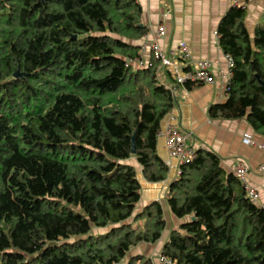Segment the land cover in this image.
Listing matches in <instances>:
<instances>
[{"label": "trees", "instance_id": "1", "mask_svg": "<svg viewBox=\"0 0 264 264\" xmlns=\"http://www.w3.org/2000/svg\"><path fill=\"white\" fill-rule=\"evenodd\" d=\"M146 32L137 0H0V264H155L133 250L156 243L167 221L159 201L136 212L130 160L149 182L168 177L158 136L177 98L158 60L129 63ZM218 35L234 64L227 99L209 115L246 117L264 134V19L252 31L234 4ZM180 170L166 197L189 219L161 255L264 264V207L239 176L203 147Z\"/></svg>", "mask_w": 264, "mask_h": 264}, {"label": "crops", "instance_id": "2", "mask_svg": "<svg viewBox=\"0 0 264 264\" xmlns=\"http://www.w3.org/2000/svg\"><path fill=\"white\" fill-rule=\"evenodd\" d=\"M137 1L143 9V23L147 26L146 34L138 41L145 60L153 59L149 45L156 38L158 26L164 25L166 35L157 40L169 55H172L178 44L184 41L195 59H208L212 62L213 71L217 76L229 71L226 54L219 42L218 27L221 18L234 5V0ZM245 6L247 24L253 31L264 19V0H250ZM134 66L137 67L136 64ZM167 80L170 81L168 77ZM224 84L225 81L218 78L212 84L196 85L190 90L176 85V103L163 119L158 136V153L169 165V174L165 180L147 181L136 158L130 160L138 172L142 185L137 212L149 203L159 201L167 221L166 228L156 243H140L134 248V253H142L153 258V255L161 252L171 232L189 219L176 217L166 197L170 184L179 177L180 168L179 161L172 157L167 149L166 130L169 123L180 124L192 131L197 148L203 147L216 152L227 172L235 173L236 168L243 164L247 168L243 182L246 187L255 189L259 193L260 202L264 203V172L259 170V166L264 165V149L258 146L264 143V134L256 131L246 117L213 118L209 115L212 104L225 102L227 99ZM245 138H250L257 144L245 143ZM157 262L160 261L157 259Z\"/></svg>", "mask_w": 264, "mask_h": 264}, {"label": "built area", "instance_id": "3", "mask_svg": "<svg viewBox=\"0 0 264 264\" xmlns=\"http://www.w3.org/2000/svg\"><path fill=\"white\" fill-rule=\"evenodd\" d=\"M249 1L250 0H234V4L245 6ZM165 35L166 27L164 25H159L157 28L156 38L149 46L152 50V57L159 61L157 73L160 81L168 87H172L175 96L176 88H173V85H181L187 89L186 83L212 84L216 82L218 78H222L225 81L224 88L225 91L227 90L228 85L230 84L232 66L234 64V58L232 56L226 55L229 64V71L227 73H221L217 76L213 71L212 62L208 59H195L192 55L190 47L184 41H181L177 48L173 51V54L169 55L160 46L157 40ZM129 63L133 66L136 64L137 67L134 66L135 68H144L149 67L152 64V59L147 61L141 57L130 59ZM167 77L170 78V81L167 80ZM244 142L248 144H257L250 138H245ZM166 144L170 155L179 161L180 166L183 163L190 161L197 150L193 132L183 128L180 124L175 123L168 124L166 130ZM258 146L264 149V143L258 144ZM246 170L247 168L241 164L236 168L235 174L243 181ZM259 170L264 172V165H260ZM180 173L181 170L179 168V175ZM246 189L251 200L264 207V203L260 202L259 193L250 187H246ZM161 259L166 264H172L167 257L161 255Z\"/></svg>", "mask_w": 264, "mask_h": 264}, {"label": "rangeland", "instance_id": "4", "mask_svg": "<svg viewBox=\"0 0 264 264\" xmlns=\"http://www.w3.org/2000/svg\"><path fill=\"white\" fill-rule=\"evenodd\" d=\"M132 163V162H131ZM133 164V163H132ZM136 212H137V210H136ZM100 231H103V230H100ZM94 232H95V230H94ZM160 254V255H159ZM152 258V257H151ZM153 261H154V263L155 264H160V262L162 263V264H166L162 259H161V252H159L157 255H153ZM157 259L160 261V262H157Z\"/></svg>", "mask_w": 264, "mask_h": 264}, {"label": "water", "instance_id": "5", "mask_svg": "<svg viewBox=\"0 0 264 264\" xmlns=\"http://www.w3.org/2000/svg\"><path fill=\"white\" fill-rule=\"evenodd\" d=\"M133 151H135V143H134Z\"/></svg>", "mask_w": 264, "mask_h": 264}]
</instances>
